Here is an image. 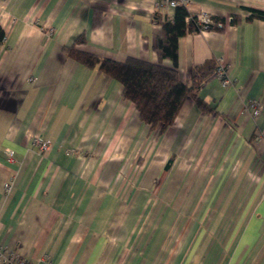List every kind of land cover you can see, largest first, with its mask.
Returning <instances> with one entry per match:
<instances>
[{
    "label": "crops",
    "instance_id": "crops-1",
    "mask_svg": "<svg viewBox=\"0 0 264 264\" xmlns=\"http://www.w3.org/2000/svg\"><path fill=\"white\" fill-rule=\"evenodd\" d=\"M157 2L0 0L2 248L33 264H155L156 256L160 264L159 250L129 249L134 216L147 202L128 207L118 196L123 169L144 162L157 147L150 175L168 174L180 192L213 195L211 206L202 207L218 211L210 227L217 230L230 211H239L230 235H203L220 243L212 264H248L251 258L264 264V109L256 117L245 110L250 101L264 104V18L247 19L246 10H264V0H189L190 15L206 13L223 26L179 38L180 78L186 81L192 66L214 58L230 83L223 87L209 76L198 96L213 112L186 99L162 134L143 124L118 81L64 51L82 37L75 45L97 56L156 62L155 15L173 14ZM35 135L51 147L41 152ZM124 191L137 193L133 186ZM210 248L203 254L209 256ZM196 260L193 255L187 264Z\"/></svg>",
    "mask_w": 264,
    "mask_h": 264
},
{
    "label": "trees",
    "instance_id": "trees-1",
    "mask_svg": "<svg viewBox=\"0 0 264 264\" xmlns=\"http://www.w3.org/2000/svg\"><path fill=\"white\" fill-rule=\"evenodd\" d=\"M246 10L250 14L247 19L264 18L263 9L248 7ZM209 17L211 23L205 31L222 28L221 18ZM154 19L159 25L154 46L156 62L132 56L123 61L97 56L75 45L83 41L82 37L77 38L75 43L64 51L73 60L95 67L118 81L121 85V96L133 103L143 124L147 125L150 131L158 130V133L162 134L173 124L186 99L195 101L197 107L204 112L214 110L198 96V92L202 83L214 73L219 64L214 58L206 59L201 64L192 66L187 80L182 81L177 69L178 40L188 33L202 31L197 23V16L190 15L184 6H176L170 18L157 14ZM232 22L236 23L238 19L233 18ZM4 37L5 33L0 25V45ZM163 60H169L172 64L164 65ZM170 160L165 168L170 165Z\"/></svg>",
    "mask_w": 264,
    "mask_h": 264
},
{
    "label": "rangeland",
    "instance_id": "rangeland-1",
    "mask_svg": "<svg viewBox=\"0 0 264 264\" xmlns=\"http://www.w3.org/2000/svg\"><path fill=\"white\" fill-rule=\"evenodd\" d=\"M151 152L152 154L145 157L148 159L144 162L142 160V163L138 160L128 163L121 176H118L121 185L118 196L123 203L126 202L129 207L130 205L135 206L136 203L144 205L147 202L146 208L143 211L138 210L134 216V219H138L133 229V238L128 243L130 251L144 249L148 250L147 253L149 252L151 255L152 251L159 250L160 264L163 262L164 264H187V260L193 255H197L196 264H212L217 257L219 249L217 246L220 243L213 244L212 241L203 240V235L208 231L207 235L215 233L219 234V238L230 235L233 227L232 220L239 214V211H230V215L224 219V224L217 227V230L215 227H210V223L217 216L218 211L215 208L205 210L202 207L205 202H209L211 206L213 195L208 196L204 193L190 195L177 191V188L171 186L173 179L168 174L160 178L157 175L152 177L150 174L153 171V165L158 164L156 160L159 151L155 147ZM122 167L119 165V169ZM125 171L127 172L125 173ZM203 181L202 179L198 185L199 190L204 186ZM131 186L137 190V193L129 196L124 190ZM142 189L147 190V193L141 195ZM128 212L132 213V210ZM143 239L148 242H144ZM208 248L211 249L210 253L213 256L203 254L204 250H208ZM156 255L157 253L154 254V256ZM150 261L152 259L148 260L149 263ZM247 261L248 264H253L252 258ZM154 262L157 263V256Z\"/></svg>",
    "mask_w": 264,
    "mask_h": 264
},
{
    "label": "built area",
    "instance_id": "built-area-1",
    "mask_svg": "<svg viewBox=\"0 0 264 264\" xmlns=\"http://www.w3.org/2000/svg\"><path fill=\"white\" fill-rule=\"evenodd\" d=\"M189 3V0H158L157 5L175 8L176 6H184L186 7ZM197 23L200 26L202 31H205L209 24L211 23V19L209 15L206 13H201L197 15ZM214 76L221 82L223 87H226L230 80L227 77L225 68L222 65H218L216 70L214 71ZM264 109V104L257 101H250L246 104L245 110L249 112L252 116L256 117L259 113ZM33 144L41 151H46L51 147V142L48 139L42 138L40 135H35L33 137ZM6 155L9 159H12L13 151L6 150ZM10 184H4L5 192L10 191ZM0 264H33L25 257H23L19 252L14 250L4 249L0 246Z\"/></svg>",
    "mask_w": 264,
    "mask_h": 264
}]
</instances>
